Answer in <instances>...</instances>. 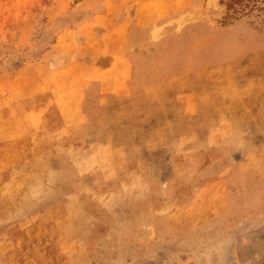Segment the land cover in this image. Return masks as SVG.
<instances>
[{
    "label": "rangeland",
    "instance_id": "rangeland-1",
    "mask_svg": "<svg viewBox=\"0 0 264 264\" xmlns=\"http://www.w3.org/2000/svg\"><path fill=\"white\" fill-rule=\"evenodd\" d=\"M0 264H264V0H0Z\"/></svg>",
    "mask_w": 264,
    "mask_h": 264
},
{
    "label": "bare ground",
    "instance_id": "bare-ground-1",
    "mask_svg": "<svg viewBox=\"0 0 264 264\" xmlns=\"http://www.w3.org/2000/svg\"><path fill=\"white\" fill-rule=\"evenodd\" d=\"M181 18H182V19H181ZM181 18H180V20L183 21V20H184V17H181ZM161 33H162V32L159 31V32H158V35H155L154 37L157 38L158 36H160Z\"/></svg>",
    "mask_w": 264,
    "mask_h": 264
}]
</instances>
